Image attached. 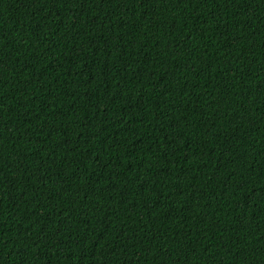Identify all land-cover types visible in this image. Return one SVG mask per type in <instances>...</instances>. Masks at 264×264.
<instances>
[{
    "label": "trees",
    "instance_id": "trees-1",
    "mask_svg": "<svg viewBox=\"0 0 264 264\" xmlns=\"http://www.w3.org/2000/svg\"><path fill=\"white\" fill-rule=\"evenodd\" d=\"M0 264H264V0H0Z\"/></svg>",
    "mask_w": 264,
    "mask_h": 264
}]
</instances>
